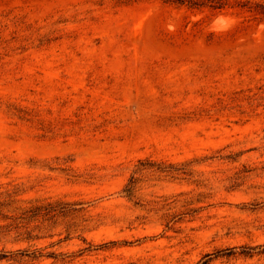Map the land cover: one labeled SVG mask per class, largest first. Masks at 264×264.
I'll return each instance as SVG.
<instances>
[{
  "label": "rangeland",
  "instance_id": "obj_1",
  "mask_svg": "<svg viewBox=\"0 0 264 264\" xmlns=\"http://www.w3.org/2000/svg\"><path fill=\"white\" fill-rule=\"evenodd\" d=\"M0 264H264V0H0Z\"/></svg>",
  "mask_w": 264,
  "mask_h": 264
}]
</instances>
